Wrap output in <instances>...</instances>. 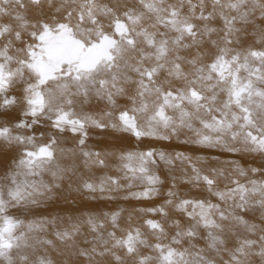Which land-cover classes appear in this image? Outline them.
Segmentation results:
<instances>
[{"label": "snow or ice", "instance_id": "snow-or-ice-1", "mask_svg": "<svg viewBox=\"0 0 264 264\" xmlns=\"http://www.w3.org/2000/svg\"><path fill=\"white\" fill-rule=\"evenodd\" d=\"M0 264H264V0H0Z\"/></svg>", "mask_w": 264, "mask_h": 264}, {"label": "bare ground", "instance_id": "bare-ground-1", "mask_svg": "<svg viewBox=\"0 0 264 264\" xmlns=\"http://www.w3.org/2000/svg\"><path fill=\"white\" fill-rule=\"evenodd\" d=\"M190 154L192 155H207L206 153H195V152H191V150L189 149ZM161 175L162 178L165 179V184L161 187V195L159 197H157L156 199L152 200V201H135V200H123V199H117L116 202L112 203L111 205L108 204H99V205H92V207L94 208H104L105 210H109V209H115L117 207V205L121 208L124 209L123 215H122V220L121 223L122 225H126L127 221H128V216L129 213L132 214V220L131 222L133 224H139L142 219L143 216L141 214H139L136 209L142 208V207H150L153 206L155 204H159L163 201V199H165V195L164 193L167 191V189L170 187V183L168 181V177L166 176L165 172L162 170L161 171ZM181 191V194H183L184 191H186V186L180 185L179 186ZM135 190V189H133ZM124 195V193H121L120 196L122 197ZM51 238V237H49Z\"/></svg>", "mask_w": 264, "mask_h": 264}]
</instances>
